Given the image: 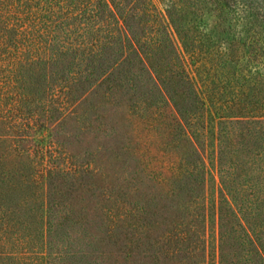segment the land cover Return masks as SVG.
I'll return each mask as SVG.
<instances>
[{"label": "rangeland", "instance_id": "374dc122", "mask_svg": "<svg viewBox=\"0 0 264 264\" xmlns=\"http://www.w3.org/2000/svg\"><path fill=\"white\" fill-rule=\"evenodd\" d=\"M218 3L181 0L166 12L156 1L158 11L134 24L141 40L149 34L159 49L141 52L129 74L117 73L126 67L121 63L110 74L76 75L65 93L67 108L45 91L49 80L40 75L57 76L51 67L1 58L0 264H197L202 254L205 264H217L210 177L200 186L204 253L191 251L194 232L189 251L171 249L183 216L199 228L197 210L182 213L195 199V185L186 175L181 186L171 177L195 155L208 161L212 148L209 134L202 141L182 133L180 114L195 106L190 88L207 86L225 97L237 84L254 83L247 100L258 96L264 0H235L232 10ZM175 60L193 77L190 86L178 79ZM21 88L22 97L32 98H19ZM42 143L52 152L45 165Z\"/></svg>", "mask_w": 264, "mask_h": 264}, {"label": "trees", "instance_id": "16d2710c", "mask_svg": "<svg viewBox=\"0 0 264 264\" xmlns=\"http://www.w3.org/2000/svg\"><path fill=\"white\" fill-rule=\"evenodd\" d=\"M156 1L167 5L169 12L175 11L181 0H0V60L12 58L9 63L19 66L29 63L51 67L57 76L40 75L49 80L45 91L67 108L65 93L76 75L85 70L90 74H110L121 63L126 67L120 65L117 73L129 74L132 66L141 61V52L151 46L159 49L157 38L147 34L141 40L142 28H135L144 16L158 11ZM217 1L220 8H234L235 0ZM135 21L138 22L134 24ZM174 65L178 79L190 86L194 79L189 71L180 60H175ZM231 78L239 83L241 76L233 74ZM226 83L227 77L223 88ZM254 88V83L237 84L225 97L222 90L207 86L190 88L195 106L180 114L182 133L202 141L209 134L212 148L208 161L202 154L195 155L172 174V181L180 186L185 175L195 185L191 188L195 199L184 206L182 213L197 210L199 223L194 230L183 216L174 225L173 252L189 251L192 232L195 244L191 251L205 252L202 223L206 197L200 186L208 175L213 183L208 198L218 219L215 262L264 264V72H259L258 96L252 105L247 96L252 97ZM24 90L21 88L19 98L28 101L32 97H22ZM40 101L39 97L37 102ZM179 119L177 125L181 123ZM234 138L239 141L236 143ZM49 148L45 143L40 147L43 165L47 154L52 156ZM60 172L65 173L62 169ZM197 264H205L203 254Z\"/></svg>", "mask_w": 264, "mask_h": 264}]
</instances>
